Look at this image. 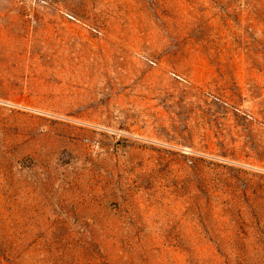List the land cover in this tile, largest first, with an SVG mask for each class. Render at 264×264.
<instances>
[{"label":"rangeland","instance_id":"rangeland-1","mask_svg":"<svg viewBox=\"0 0 264 264\" xmlns=\"http://www.w3.org/2000/svg\"><path fill=\"white\" fill-rule=\"evenodd\" d=\"M0 264H264V0H0Z\"/></svg>","mask_w":264,"mask_h":264}]
</instances>
